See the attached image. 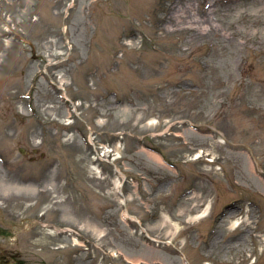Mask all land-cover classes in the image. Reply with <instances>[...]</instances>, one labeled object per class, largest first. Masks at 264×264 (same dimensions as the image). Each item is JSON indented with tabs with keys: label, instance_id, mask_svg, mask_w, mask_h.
Returning a JSON list of instances; mask_svg holds the SVG:
<instances>
[{
	"label": "rangeland",
	"instance_id": "rangeland-1",
	"mask_svg": "<svg viewBox=\"0 0 264 264\" xmlns=\"http://www.w3.org/2000/svg\"><path fill=\"white\" fill-rule=\"evenodd\" d=\"M0 227L23 264H264V0H0Z\"/></svg>",
	"mask_w": 264,
	"mask_h": 264
},
{
	"label": "flooded vegetation",
	"instance_id": "flooded-vegetation-1",
	"mask_svg": "<svg viewBox=\"0 0 264 264\" xmlns=\"http://www.w3.org/2000/svg\"><path fill=\"white\" fill-rule=\"evenodd\" d=\"M42 158L44 157L41 155L40 159ZM30 161L34 163L37 161V158L32 157ZM4 233H5V230L0 227V238L2 237ZM0 264H23V262L21 259H19L18 253H8L5 250H2L0 248Z\"/></svg>",
	"mask_w": 264,
	"mask_h": 264
},
{
	"label": "bare ground",
	"instance_id": "bare-ground-1",
	"mask_svg": "<svg viewBox=\"0 0 264 264\" xmlns=\"http://www.w3.org/2000/svg\"><path fill=\"white\" fill-rule=\"evenodd\" d=\"M127 217H128V214H127ZM233 219H236V218L233 217ZM237 225H238V222L236 221V222L234 223V227H237ZM206 264H209V263H206Z\"/></svg>",
	"mask_w": 264,
	"mask_h": 264
}]
</instances>
